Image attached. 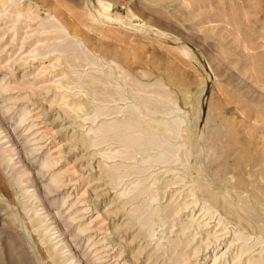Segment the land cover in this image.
<instances>
[{
    "label": "rangeland",
    "instance_id": "obj_1",
    "mask_svg": "<svg viewBox=\"0 0 264 264\" xmlns=\"http://www.w3.org/2000/svg\"><path fill=\"white\" fill-rule=\"evenodd\" d=\"M0 118V264H264V0H0Z\"/></svg>",
    "mask_w": 264,
    "mask_h": 264
},
{
    "label": "bare ground",
    "instance_id": "obj_2",
    "mask_svg": "<svg viewBox=\"0 0 264 264\" xmlns=\"http://www.w3.org/2000/svg\"><path fill=\"white\" fill-rule=\"evenodd\" d=\"M8 112V111H7ZM24 121V119H22V120H20V122H19V124L20 123H22ZM160 125V124H159ZM3 120L0 118V129H2L3 128ZM161 126V125H160ZM159 126V127H160ZM4 129H7V128H4ZM8 133H9V130H8ZM7 133V134H8ZM11 133V132H10ZM9 133V134H10ZM12 135V134H11ZM11 135H9V136H11ZM12 138V137H11ZM11 141H12V143H11V146L9 147V151L11 152V153H16V146H17V144H16V140H15V138H13V139H11ZM18 149V148H17ZM200 154V153H199ZM200 157V156H199ZM176 210V209H175ZM155 230V229H154ZM161 237V236H160Z\"/></svg>",
    "mask_w": 264,
    "mask_h": 264
}]
</instances>
